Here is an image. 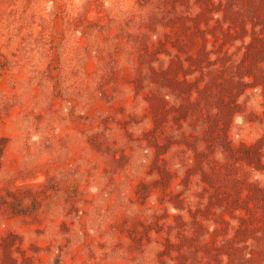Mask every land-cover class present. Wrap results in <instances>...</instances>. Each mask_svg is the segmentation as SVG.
<instances>
[{
  "label": "rangeland",
  "instance_id": "rangeland-1",
  "mask_svg": "<svg viewBox=\"0 0 264 264\" xmlns=\"http://www.w3.org/2000/svg\"><path fill=\"white\" fill-rule=\"evenodd\" d=\"M0 264H264V0H0Z\"/></svg>",
  "mask_w": 264,
  "mask_h": 264
}]
</instances>
